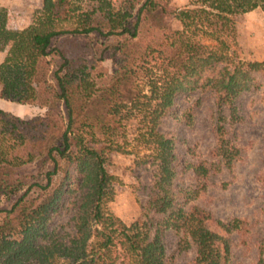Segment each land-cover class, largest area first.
<instances>
[{
    "label": "trees",
    "instance_id": "1",
    "mask_svg": "<svg viewBox=\"0 0 264 264\" xmlns=\"http://www.w3.org/2000/svg\"><path fill=\"white\" fill-rule=\"evenodd\" d=\"M256 8L264 15V0H187L179 8L170 0L119 7L41 0L19 29L0 6V98L45 108L30 118L0 108V264H167L165 230L179 235L177 252L192 249L193 264H228L229 236L246 221L217 219L189 203L239 158L237 99L260 89L264 59L239 57L235 18ZM107 55L113 67L99 82L96 68ZM178 97L190 101L180 106ZM204 98L213 103L210 162L181 157L158 130L168 116L191 125ZM111 152L133 154L149 170V184H140L146 220L125 224L106 209L116 181L106 167ZM186 152L195 155L193 147ZM25 164L34 171L16 175Z\"/></svg>",
    "mask_w": 264,
    "mask_h": 264
},
{
    "label": "rangeland",
    "instance_id": "2",
    "mask_svg": "<svg viewBox=\"0 0 264 264\" xmlns=\"http://www.w3.org/2000/svg\"><path fill=\"white\" fill-rule=\"evenodd\" d=\"M187 0H170L173 8L182 7ZM121 0H113V6L119 7ZM0 6L6 8L7 22L11 28H22L30 23L35 9L41 6V0H0ZM172 28L178 27V22L168 19ZM235 40L242 60L264 59V15L258 9L239 14L235 18ZM86 52L89 50L85 38L79 40ZM4 51H0V61ZM87 57L88 53L85 54ZM113 67L112 58L107 55L96 68L102 75L96 80L105 82ZM260 89L255 93L243 94L237 99L242 120L233 127L236 144L240 148L239 158L230 170H222L211 175L206 190L189 204H197L209 211L214 218L225 219L238 217L246 221V229L230 234V260L228 264H264V77L258 76ZM196 93L193 94V97ZM181 105L187 104L185 97H178ZM213 103L204 98L195 108L192 124L187 126L172 117L160 120L158 130L168 133L176 143V149L181 157L199 159L210 162L211 149L214 146V136L211 130L212 118L210 109ZM0 108L10 111L22 118L44 115L45 108L36 104H16L0 98ZM136 120L126 121V137L132 140L135 133ZM186 146L194 148L195 155L191 158L186 152ZM184 150L186 154L184 153ZM141 151V150H140ZM134 155L111 152L108 155L106 167L116 176L114 196L106 203V209L116 215L125 224L146 220L150 211L146 210L145 192L140 184L150 182V173L144 167L133 163ZM31 164L22 165L15 170L16 175L31 173ZM184 185H191L193 179L190 172L182 175ZM225 182V186L220 185ZM210 229L220 232L212 222ZM178 234L165 230L162 236L167 264H193L192 249L177 252L175 244Z\"/></svg>",
    "mask_w": 264,
    "mask_h": 264
}]
</instances>
